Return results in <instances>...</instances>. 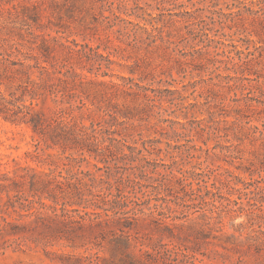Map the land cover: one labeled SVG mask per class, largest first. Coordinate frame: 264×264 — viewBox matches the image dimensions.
Masks as SVG:
<instances>
[{"label":"trees","instance_id":"1","mask_svg":"<svg viewBox=\"0 0 264 264\" xmlns=\"http://www.w3.org/2000/svg\"><path fill=\"white\" fill-rule=\"evenodd\" d=\"M118 1L125 0H0V117L31 130L34 149L26 157L48 166L40 170L13 159L9 169L0 162V248L25 251L24 246L64 242L74 249H94L109 241L120 250L124 264H196L172 259L169 247L161 251L154 244L155 252L139 255L133 249L144 244L143 238H152V231L186 240L187 235L174 229L211 227L212 219L231 215L235 209L229 206L230 198L226 205L216 196L224 188L230 194H249L251 184L241 177L229 170L216 175V169L204 166L202 154L193 153L202 147L192 144L190 129L179 118L201 111L197 100H189L200 85V95L209 103V120H201L197 135L208 136L205 150L215 157L228 156L235 144L219 141L210 147L208 141L244 128L241 118L231 129L218 125L227 123L217 119L219 110L230 106L216 103L220 90L258 94L249 101L257 100L263 108L249 103L247 109L264 118V0H209L206 7L169 13L166 20L158 18L160 14L125 11L144 23L122 16L121 5L119 11L115 7ZM63 11L77 13L73 21L84 18L82 30L98 37L100 45L48 38L44 30L51 27V16L62 20ZM85 12L92 14L90 22ZM184 41L196 44L193 54L174 57L176 67L160 73L148 69L156 58L170 60L171 46ZM101 46L108 53L101 52ZM120 51H129L127 59L135 60L126 66L138 78L106 79L112 75L102 69L109 68L115 62L111 55ZM222 66L230 73L219 74L222 81H215L211 75ZM174 67L178 74L198 71L209 76L182 88L152 86L175 82ZM145 126L166 137V147L161 138L144 137ZM254 129L264 139V128ZM185 152L196 160L191 168L179 161ZM163 155L171 162H164ZM256 188L253 191L264 190ZM204 233L201 227L195 234Z\"/></svg>","mask_w":264,"mask_h":264},{"label":"rangeland","instance_id":"2","mask_svg":"<svg viewBox=\"0 0 264 264\" xmlns=\"http://www.w3.org/2000/svg\"><path fill=\"white\" fill-rule=\"evenodd\" d=\"M198 1L199 0H125L122 4L118 1L115 4V7L117 8L121 5L123 12L119 13L125 17H128L125 13V11L128 10L134 13L145 14L146 17H149L148 13L153 15L160 14L158 18L166 20L170 17L169 13L185 12L193 10L195 7H206L210 5L209 0L195 4ZM116 10L119 11L118 8ZM95 13H97V11H95ZM76 15L77 13L71 14L63 11L62 20L58 17L51 16L53 23L50 24L51 27H47L44 30V33L48 35V38L54 37L63 42H66V39L69 38L70 40L76 39L82 43L88 42L94 47L100 45L101 41L98 37H92L91 34L82 30L81 25L84 22V18H80L76 21L72 20L71 16L75 18ZM82 15L86 16L87 22L92 20V14L89 15L85 12ZM128 18L140 21L141 23L145 22V20L137 18L134 15L129 16ZM46 21L47 20L45 19V22ZM59 22L64 24L63 28L59 27ZM180 25V23H177V26ZM173 27L174 26H172L171 29ZM210 27H212V25ZM31 29L37 32V29L34 27ZM56 30H61V32H57ZM215 30V28L211 30V35L216 32ZM226 31L229 32V30ZM174 33H176V31ZM222 37V35L219 36L221 39L225 38L228 43L232 42L230 36ZM195 48L196 44L194 42L184 41L180 43L178 47L172 45L169 50V56L171 57L170 60L163 61L162 58H156L153 60V66L148 67V69L160 73L162 70H165L172 65H176L174 57L183 53L193 54ZM101 52L108 53V51L103 49V46H101ZM128 53L129 51H120L117 56H115L116 54L111 55L115 62L111 64L109 68L104 66L102 69V71H108L112 75L106 77V79L121 82V79L119 78L121 75L127 77L133 76L135 78L139 77V74H131L127 67L135 62L133 58L127 59ZM210 57L213 58V55H210ZM218 58L221 59L223 57L219 56ZM159 64L160 66H158ZM154 66H156V69ZM175 67L173 70V75L176 79L175 82L172 84L155 82L152 86L162 88H182L183 85L189 83V81H195L209 76V73H200L198 71H194L193 73L188 71L187 74H178ZM223 67L224 66H222V69H217L214 71L213 75H211L216 77L215 81H222V77H218L219 74L226 75L230 73V71L225 70ZM213 69L214 67L211 66V70ZM146 83L151 84L150 81H146ZM199 86L197 91L190 96L189 100L191 102L197 100L199 102V109H201L202 112L195 110V112H190L187 118L184 116H180L179 118L190 129L189 137L193 138L192 144L202 147V150L193 151V153L202 154V160H206L204 166H210L216 169V175L224 173L225 170H229L234 175L241 177L245 182L250 183V189L247 190L249 191V194L243 196L238 192L230 194L228 189L224 188L216 196L219 200L224 201L226 205L229 204L227 198H230L231 202L229 206H232L235 209L234 212H232L233 215H224L221 218V221L212 219L211 227L196 224L191 229L186 227L174 229L176 234L187 235L186 240H178L169 237L166 234L167 232H161L160 234L157 231H152L153 234H150L152 238H143L142 240L144 244L141 245V243H137V246L133 251L138 255L144 252H155L153 249V245L155 244L161 251L165 250L167 247L171 248L174 253L170 256L177 261H193L196 264H264V245L253 244L264 241V190L259 189L253 191L257 189V186L264 187V139L259 133L254 132L255 126L264 128V118L259 117L260 114L257 113V111H254L251 108L247 109L249 103L256 106L258 105L260 108H263V104H259L257 100L249 101L250 98H257L258 94H248L247 90L244 92L237 91L236 93L235 91L224 89L218 92L216 103L222 101L224 104L230 105L226 107L225 110H219L222 114H220V116L216 115L217 119H226L227 123L222 122L218 125H221V127L226 126L231 129L233 128V121L237 120V118H241L244 128L241 131L237 130L236 135L211 138L208 141L210 147L214 146L219 141L224 146L233 143L235 144L234 146L229 147L230 150L228 156L230 153L231 156L228 157L221 154L215 157L212 153L208 155L205 150L207 145L204 144V141L208 136L205 134L203 136L197 135V131H199L202 126L201 120H209V103L205 97L200 95L201 91ZM189 90V92H191L193 89L189 87ZM203 94L205 96L207 95V93ZM237 106L241 109L240 114H237ZM225 115L229 116L225 118ZM175 116L176 115H172L171 117L175 118ZM247 121H249V123H246ZM86 123L89 124V121L86 120ZM169 123L170 122H168V124ZM157 127L160 128V126ZM177 127L180 128L178 125ZM143 134L144 137L163 139L164 143L162 145L163 147H166V137L162 136L159 132L156 133L154 128L145 126L143 128ZM173 142L177 143L175 140H173ZM182 142H185V139H183ZM33 143L32 132L27 126H16L0 117V162L6 164V166L3 167L9 169L12 168L14 166L13 159H17L23 164L26 163L40 170H47L48 166L34 162L31 158L26 157V152L34 149ZM162 158L166 163L171 162V158L168 156L165 157L163 155ZM179 161L187 168H191L196 162L195 158H192V155L188 152L179 155ZM249 171L255 172L250 174ZM240 186L243 185L241 184ZM221 195L225 198H222ZM252 213L254 215H250ZM251 216L253 217L252 219H250ZM200 222V224H203V220ZM201 227L205 228L206 233L198 236L195 233L197 232V229ZM255 246L258 247L256 248ZM23 248L25 251H15V248L10 246L0 248V264H90L91 261L98 262V264H124L121 259L122 256L120 250L116 249L115 244L110 243L109 241L104 242L103 248L94 249H74L67 246L64 242L49 246L43 244L38 246L33 245L32 249L27 246H24ZM140 249L142 250L141 252ZM258 249L259 251H257ZM177 261H174L173 263H177ZM161 263L167 264L163 261ZM168 263L170 262L168 261Z\"/></svg>","mask_w":264,"mask_h":264}]
</instances>
